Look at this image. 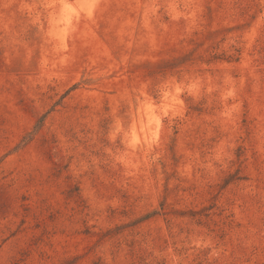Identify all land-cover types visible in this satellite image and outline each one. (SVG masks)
Here are the masks:
<instances>
[{
  "label": "rangeland",
  "instance_id": "1",
  "mask_svg": "<svg viewBox=\"0 0 264 264\" xmlns=\"http://www.w3.org/2000/svg\"><path fill=\"white\" fill-rule=\"evenodd\" d=\"M0 264H264V0H0Z\"/></svg>",
  "mask_w": 264,
  "mask_h": 264
}]
</instances>
